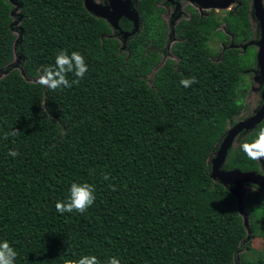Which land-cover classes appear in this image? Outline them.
<instances>
[{
	"label": "trees",
	"instance_id": "1",
	"mask_svg": "<svg viewBox=\"0 0 264 264\" xmlns=\"http://www.w3.org/2000/svg\"><path fill=\"white\" fill-rule=\"evenodd\" d=\"M239 1L223 18L234 43L250 37V0ZM18 2L15 49L13 7L0 0V69L20 51L26 77L12 69L0 78V241L17 251L15 264L83 255L121 264H233L247 233L236 199L210 178L207 160L241 112L243 73L255 50L225 49L214 62L208 43L227 36L215 32L220 21L212 14L192 11L175 29L176 60L159 65L164 51L155 49L166 28L158 0H139L143 28L127 50L83 0ZM62 49L81 53L88 71L78 86L52 91L37 81ZM191 77L190 87L180 84ZM261 128L264 120L239 136L224 170L261 173L241 148ZM12 129L20 133L3 139ZM73 182L93 184L95 202L83 214H60L55 205ZM242 209L251 238L264 242V192L249 185ZM240 264H264V257L241 256Z\"/></svg>",
	"mask_w": 264,
	"mask_h": 264
},
{
	"label": "water",
	"instance_id": "2",
	"mask_svg": "<svg viewBox=\"0 0 264 264\" xmlns=\"http://www.w3.org/2000/svg\"><path fill=\"white\" fill-rule=\"evenodd\" d=\"M108 5L104 6L98 4L95 0H83V6L85 10L96 18H100L108 22L111 26L118 29L117 21L121 17H126L127 19L137 22L138 15L135 9H133L130 0H107ZM193 3H197L201 8H214L219 10L228 9L235 0H188ZM263 0H253L252 8L255 12V16L260 22L261 36L257 42V53H256V63L259 73V79L264 86V7L262 5ZM12 5L13 9L10 12V17L17 16L16 22L11 23V27L18 24V30L20 28L19 24L22 20V16L19 13L20 3L18 0H8ZM16 11L18 13H16ZM137 31V27L131 34ZM13 33V31H12ZM123 34L126 39L127 35ZM21 36L20 33L14 41V48L17 44H20ZM15 56V54H14ZM22 60L24 61L23 54L21 53ZM9 66V65H8ZM7 66V67H8ZM1 70V69H0ZM23 78L26 79L23 69H18ZM263 104L260 109L255 112L252 116L234 124L229 127L225 132V135L216 144V150L214 151V157H209L207 164L210 166V178L214 181L220 183L225 187L231 195L236 199V205L238 209V214L242 219L243 226L246 230V238L251 235V230L249 227V218L245 211L242 209V201L246 190L249 185L257 187L259 190L264 192V171L262 173L256 172H241L239 170H224L223 166L225 164L228 151L237 144V139L242 133H247L251 131L256 125L264 120V89L262 92ZM259 163L261 159L257 160Z\"/></svg>",
	"mask_w": 264,
	"mask_h": 264
},
{
	"label": "clouds",
	"instance_id": "3",
	"mask_svg": "<svg viewBox=\"0 0 264 264\" xmlns=\"http://www.w3.org/2000/svg\"><path fill=\"white\" fill-rule=\"evenodd\" d=\"M87 71L88 65L81 53L72 51L69 54L67 50L62 49L57 53L54 65L46 66L37 82L52 91L63 90L71 88L73 85L78 86ZM69 74L74 79L69 80ZM196 82L195 78L191 77L182 79L180 84L187 88ZM19 133L20 131L12 129L4 133L3 139L7 140ZM241 148L249 159H264V128L259 130L252 142L243 143ZM8 155L15 158L19 155V152L13 149L9 151ZM104 179L108 180L109 177L105 175ZM69 193L67 200L58 201L55 205L57 212L60 214L73 212L83 214L95 202V186L93 184L73 182ZM17 255V251L7 240L0 241V264H15ZM65 264H121V261L117 257H110L106 261H102L96 255H83L79 259L66 260Z\"/></svg>",
	"mask_w": 264,
	"mask_h": 264
},
{
	"label": "flooded vegetation",
	"instance_id": "4",
	"mask_svg": "<svg viewBox=\"0 0 264 264\" xmlns=\"http://www.w3.org/2000/svg\"><path fill=\"white\" fill-rule=\"evenodd\" d=\"M95 1L98 4L104 6L108 5L107 0H95ZM130 1L132 3L133 9H135V11L137 12L138 15L137 22L127 19L126 17H121L117 21L118 29H116L104 20L110 30V34L108 35V37L114 38L118 41L120 50H127V40L139 34L143 28V21L138 4L139 0H130ZM252 1L253 0H250L248 4V25H249L250 37L244 43H234L235 36L226 29V24L223 21V18L225 17L227 12L234 11L236 7L239 6L240 4L239 0H235L233 5H231L226 10H219L214 8H201L197 3H193L188 0H158L156 6L159 9H161L160 17L164 22L166 28V36L163 46L155 50H165L167 45L169 46V50H171V47L174 45V43L179 41L175 31L176 26L180 24L182 21H189L192 17V11L196 12L198 17H206L209 14H212L216 19H218V21H220L219 22L220 24L216 27L215 32L227 36V40L213 37L218 39L220 46L222 47L218 58H220V54L225 49H235V50H241V52H243L244 50H246L248 46H250L252 47L253 50H255V64H253L252 67L249 68V70H247L246 72L253 71L254 67H257V63H256V53L258 50L257 42L259 41L261 36V27H260V22L255 16V12L252 8ZM262 5L264 7V0L262 1ZM135 27H137V31L134 34H131L133 30H135ZM123 34H131V35H127L125 39L123 37ZM147 48H150V45H148ZM258 77H259V73H258ZM258 80L260 82V90H261L258 106L256 110L252 112L248 117L252 116L255 112H257L263 104L262 92L264 86L259 78Z\"/></svg>",
	"mask_w": 264,
	"mask_h": 264
},
{
	"label": "rangeland",
	"instance_id": "5",
	"mask_svg": "<svg viewBox=\"0 0 264 264\" xmlns=\"http://www.w3.org/2000/svg\"><path fill=\"white\" fill-rule=\"evenodd\" d=\"M16 13H18L16 11ZM12 22H16L17 16H13ZM13 34L15 37L18 36L20 31L18 30V24L14 25L12 28ZM209 47L213 53V61L217 62L219 60L218 56L221 51V46L217 38H213L209 42ZM19 48V44L15 47ZM164 52L162 53V59L159 63L161 65L166 59H170L175 61L176 58L172 55V53L169 50V46H166V49L163 50ZM22 57H21V52L17 51L15 52V56L13 57L12 62L9 64L8 67L3 68L0 70V78L4 77L6 73L9 70L12 69H21L22 65ZM244 76V81L243 83L248 85L247 87V92L245 95V98L242 102V109L239 115L234 117V122L235 124L246 119L252 112H254L258 106V101L260 97V82L258 80V72H257V67H254L253 71H248L243 73ZM151 76H149L150 78ZM211 157H214V152L212 153ZM262 163L260 162V171H264V159H261ZM247 244L250 247V250H247L246 246ZM261 255L264 257V242L261 240L259 237H253L251 238V235L249 238H245L244 241L240 245V249L237 251L233 264H240V259L241 256H244L247 259H253L257 255Z\"/></svg>",
	"mask_w": 264,
	"mask_h": 264
}]
</instances>
